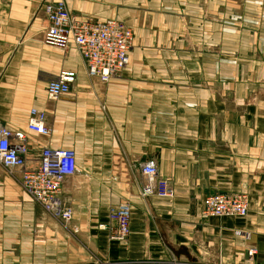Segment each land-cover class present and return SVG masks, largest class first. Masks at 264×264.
Returning a JSON list of instances; mask_svg holds the SVG:
<instances>
[{
  "label": "crops",
  "instance_id": "1",
  "mask_svg": "<svg viewBox=\"0 0 264 264\" xmlns=\"http://www.w3.org/2000/svg\"><path fill=\"white\" fill-rule=\"evenodd\" d=\"M58 1L132 28L119 76L89 78L75 48L43 44L44 5ZM63 70L75 82L50 102ZM31 109L52 130L29 136L32 153H76L63 185L74 216L64 228L0 168V264H264V0H0V122L25 129ZM149 160L173 198L142 194ZM214 193L246 195L247 217H203ZM123 201L118 243L109 212Z\"/></svg>",
  "mask_w": 264,
  "mask_h": 264
},
{
  "label": "built area",
  "instance_id": "2",
  "mask_svg": "<svg viewBox=\"0 0 264 264\" xmlns=\"http://www.w3.org/2000/svg\"><path fill=\"white\" fill-rule=\"evenodd\" d=\"M47 27L43 44L67 52L75 48L85 65L87 76L101 83H108L119 76L128 66L135 33L124 23L108 19L91 21L73 16L62 1L44 5ZM76 74L63 70L50 81L45 89L50 102L57 101L69 93ZM51 128L46 123V113L31 109L25 129H14L0 122V168L13 176L22 191L49 215L68 229L74 210L69 199L64 197L63 185L67 178L78 173L76 153L71 149H54L47 142L32 153L30 135L48 138ZM144 196L155 195L171 199L175 192L168 180L160 178L154 160L140 166ZM249 200L244 194L214 193L202 200L203 217L246 218ZM113 229L109 240L124 243L129 236L130 205L123 201L109 212ZM255 249L247 251L250 261Z\"/></svg>",
  "mask_w": 264,
  "mask_h": 264
}]
</instances>
